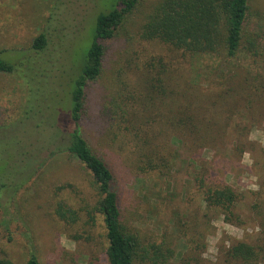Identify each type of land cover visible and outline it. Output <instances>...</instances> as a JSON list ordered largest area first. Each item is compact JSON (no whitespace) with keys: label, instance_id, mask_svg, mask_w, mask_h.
Listing matches in <instances>:
<instances>
[{"label":"rangeland","instance_id":"374dc122","mask_svg":"<svg viewBox=\"0 0 264 264\" xmlns=\"http://www.w3.org/2000/svg\"><path fill=\"white\" fill-rule=\"evenodd\" d=\"M162 1L142 0L106 43L103 73L87 89L82 134L112 170L127 224L146 244L171 249L176 264H264V0H250L233 60L144 40L142 28ZM113 3L0 0V51L15 66L12 74L0 73V189H7L0 198V259L108 264L103 216L93 212L99 196L92 174L62 154L29 180L28 170H10L6 142L22 140L30 122L35 129L33 120L17 123L30 105H44L48 126L69 113L96 17ZM41 34L47 44L37 51L33 43ZM44 137L51 145L54 137ZM158 146L173 161L162 176L146 164ZM202 179L237 192L241 225L206 205ZM18 185L24 187L17 191ZM60 205L77 220H63ZM240 242L254 248L253 260L227 257Z\"/></svg>","mask_w":264,"mask_h":264},{"label":"trees","instance_id":"16d2710c","mask_svg":"<svg viewBox=\"0 0 264 264\" xmlns=\"http://www.w3.org/2000/svg\"><path fill=\"white\" fill-rule=\"evenodd\" d=\"M141 1L114 0L111 9L98 14L91 45L81 70L72 83L69 113L64 117L60 116L58 123L48 126L47 114H43L44 105L39 103L36 108L30 105L25 109L24 118H20L17 123L33 120L35 129L33 130L34 125L30 122L28 131L22 135V140H19L18 136L16 141L14 138L7 141L6 150L7 154L13 156L10 170L16 172L18 168L19 175H25L28 170L32 176L29 180L35 177L51 158L62 154H69L84 165L93 176L99 196L93 212L103 216L108 243L106 251L108 264H176L173 262L175 253L171 249L146 244L127 224L120 196L114 190L115 176L106 161L93 150L82 134L87 112V89L90 83L97 81L103 73L106 43L118 35ZM249 4L250 0H163L148 17L141 36L146 41H161L192 56L233 60L241 50L250 11ZM46 44L47 38L41 34L35 39L33 49L43 51ZM2 55L3 52L0 51V73H14V64L3 59ZM36 113L39 115L38 121L31 118ZM9 126L10 124L7 128ZM45 135L54 137L51 145L45 144L42 140ZM60 139L67 141L65 148L60 145ZM165 151L166 147L158 146L157 149L155 147L153 157L149 158V161L146 160L148 169L161 176L172 167L173 162L164 157ZM34 155L39 156L35 162L32 160ZM199 169L206 173L205 166L201 165ZM199 184L206 196L205 202L208 207L220 209L227 222L241 225L240 217L235 213L239 196L231 186L207 185L203 179ZM17 187L19 191L24 186ZM3 190L7 192V189ZM3 190L0 189V198ZM57 212L63 220L69 219L71 222L77 220L76 212L71 211L68 206L60 205ZM227 255L228 258L247 262L253 260L257 253L251 246L240 242L231 248ZM0 264L14 263L8 259H0ZM27 264L40 262L33 255Z\"/></svg>","mask_w":264,"mask_h":264}]
</instances>
